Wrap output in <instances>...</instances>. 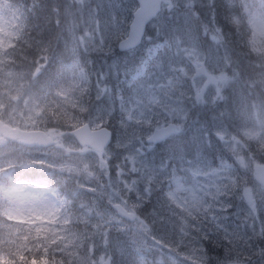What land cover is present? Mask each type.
Segmentation results:
<instances>
[{"label":"clouds","instance_id":"1","mask_svg":"<svg viewBox=\"0 0 264 264\" xmlns=\"http://www.w3.org/2000/svg\"><path fill=\"white\" fill-rule=\"evenodd\" d=\"M84 2L39 0L35 5L22 4L26 19L20 37L11 41L12 46L5 52L6 62L0 67V98L4 104L5 120L13 110L17 116L27 112L26 102L31 95L27 73L32 59L39 56L42 49L49 50L45 79H55L66 64H78L90 81V95L84 99L93 114L97 106H115L111 118L105 122L110 134L108 168H100L97 160L94 177L73 175L69 178L67 173L59 171L60 158L55 157L58 150L54 147L20 149L18 146L14 156L0 153V166L8 168L10 159L15 161L21 154L28 153L38 159L52 161L55 167L12 169V179H7L5 174L0 177V184L10 188L21 182L28 185L25 191L34 196L64 200L67 214L72 218L67 227L82 229L84 225L76 224V218L83 215V211L75 194L91 180L96 193L83 195L103 209L105 219L100 224L93 218L92 225L100 224V227L90 225L88 231L95 233L97 256L104 255L111 264H137L139 257L129 243V236L139 222L147 227L144 236L153 248L157 247L152 242L153 236L165 243L163 255L160 251H152L146 254L145 264H159L161 259L163 264H264V256L258 254L260 249H264V238H261L264 230V184L256 179L251 166L248 169L240 166L229 147L230 138L228 143H224L214 135L217 127H225L230 134L240 136L241 128L247 124L261 132V138H264V129L255 120L256 112L264 113V46L252 44L256 25L264 20V0H196L200 11L198 20L192 25L193 30L206 25L209 33L219 36L217 41L200 40V50L208 70L227 77L228 82L222 88V100L215 98V88L208 84L206 77L189 78L185 71L189 69L187 59L175 55L174 43L184 35L183 0H175L180 6L172 11L162 8L159 16L145 25L143 38L132 48H122L123 36L117 35L109 25L102 23L97 31L87 12L81 15L79 11ZM86 2L95 7L101 0ZM113 2L132 4L136 0ZM130 23L131 17L126 18L122 31ZM198 35L200 38L203 32ZM156 50L160 52L159 57L151 59ZM173 61L180 67L178 71L169 72L167 79L174 81L176 87L167 95L165 89H158L161 105L147 108L143 116L120 109L116 100L117 89L126 99H134L140 89L129 85L145 62H148L151 74L145 83L158 85L166 83L160 75V68H167ZM252 81L256 82L255 85ZM98 84L110 88L111 97L102 95L98 99ZM205 87L209 98L205 103H197L196 92ZM21 95L24 99L17 103ZM164 105H175L180 110L179 118L167 111ZM84 115L86 118L87 114ZM38 121L41 128L55 126L68 133L67 139L71 140V129L62 120L57 121L45 114ZM167 123L181 128L180 133L169 138L171 142L189 147L196 142L204 143L211 160L220 157L233 165L234 175L221 182L219 190L227 194L219 203L215 181L203 176L194 177L180 171L178 166L181 183L173 181L170 154L159 151L148 154V160L159 169L158 172L142 171L123 178L119 175L118 169L125 167L124 157L136 144H147L156 127ZM240 138L243 144L249 145L241 155L248 158L255 155L256 159L264 161V150L257 142ZM108 171L111 172L110 177ZM233 180L236 181L234 186ZM245 189H251L254 205H250ZM7 207V201L0 199V211ZM221 207L225 210L221 211ZM121 209L132 212L137 219L123 215ZM64 215V212L60 213L61 219ZM112 218L122 224L109 223ZM0 223L7 224L6 217L0 215ZM121 226H126L128 231H120ZM55 228L60 230V221ZM103 232H110L112 244L107 249L103 246Z\"/></svg>","mask_w":264,"mask_h":264},{"label":"snow or ice","instance_id":"2","mask_svg":"<svg viewBox=\"0 0 264 264\" xmlns=\"http://www.w3.org/2000/svg\"><path fill=\"white\" fill-rule=\"evenodd\" d=\"M180 5L175 0H136L132 4H121L119 2L104 3L103 0L95 7L87 4L86 0L79 6L81 15L87 12L88 19L93 23L95 29L99 31L101 24L109 25L117 35H122V48H132L143 38L145 25L155 20L162 8L166 7L169 11ZM185 16L183 20L184 35L174 43L175 55L178 58H186L189 69H186L189 78L195 80L198 77H206L209 85L215 88V98L223 99L222 88L228 82L224 75H215L208 70L207 62L201 59L199 32L207 37L209 29L206 25H200L194 31L192 25L198 20L200 9L197 7L196 0H183ZM209 7H212L209 4ZM131 17L130 25H125L126 18ZM213 20L215 15L213 14ZM25 21V20H24ZM15 14V10L9 5L8 0H0V67L5 60V52L11 47V41L18 39L24 27ZM256 31L264 35V20H260L256 25ZM211 40H219L217 34H211ZM255 46V40L252 41ZM48 49H42L39 56L31 61V66L27 73L31 89V95L26 102V113L17 116L15 110L10 112L9 119L3 118V100L0 98V153L5 156H14L19 146L20 149H30L33 146H52L56 150L55 157L60 158L59 171L67 173L69 178L76 175H86L94 177V164L97 163L102 169L108 168L111 159L107 152L110 143V134L106 130L105 122L110 119L115 106H97L93 114L89 105L85 102V96L90 95V81L85 72L78 64L64 65L55 79H45L44 73L48 67ZM110 51V49H109ZM160 52L156 50L152 53L151 59L159 57ZM179 65L175 61L170 62L167 68H160V75L166 83L158 85L147 84L145 81L150 79L149 64L145 62L129 87H137L140 93L133 98H125L117 89L116 100L122 111L129 114L144 115V111L153 105H161V97L158 89H165V95L174 90V81L167 79L169 72L179 70ZM23 91V90H21ZM97 98L102 95L111 97L112 90L107 87L97 85ZM209 98L207 87L198 90L195 95L197 103H205ZM24 96L17 98V103L22 101ZM11 108L12 106L9 105ZM167 111L174 113L179 118L180 110L175 105H164ZM48 114L57 121L70 127L71 140H68V133L55 126L41 128L38 118ZM87 117L85 118V115ZM223 115V114H221ZM247 116V110L245 109ZM255 120L264 129V113L256 112ZM47 124V120L44 121ZM181 132V128L173 123L158 125L147 144L138 143L136 147L125 157V167L119 168V175L123 178L128 174L138 175L140 172H158L153 162L148 160V154L152 151H159L163 154H170L172 162L171 179L177 184L181 183V177L177 174V166L180 171L190 173L192 176L200 178L206 177L216 182L217 197L219 200L226 195L220 191L221 182L234 175L233 165L220 157L215 161L210 160L207 148L204 143L196 142L190 147L185 144L171 142L169 138L175 137ZM215 137L229 147L236 156L242 168L252 167L256 179L264 184V161L256 159L255 155L248 158L241 155L249 145L243 144L240 136L247 138L250 142H257L261 150H264V138L261 132L254 127L245 124L240 130V136L230 134L225 127H217ZM135 143V140H133ZM155 145V148H153ZM211 145L209 144L208 147ZM66 156L67 158H61ZM55 167L50 160L38 159L28 153H23L13 160H9V167L0 166V177L7 174V179H12V169L22 168L31 170L34 168ZM107 174L111 176V172ZM126 182V181H125ZM233 186L236 181H232ZM28 185L17 182L16 186L6 188L0 184V199L6 200L8 207L0 211V215L6 217L8 223H0V264H111L110 259L104 255L97 256L95 245V233L88 231L89 226L100 227L104 222V211L99 205L90 201L83 194H95L97 189L92 186L91 180L80 187V192L76 193L83 215L76 218L77 225L80 227L69 228L72 218L68 216L67 204L64 200L56 198L45 200L34 196L25 191ZM250 205H254V196L251 189H245ZM103 196V193H101ZM221 211L225 209L220 208ZM65 215L61 219L60 213ZM123 215L132 220L137 218L130 211L121 209ZM93 218L100 221V224L92 225ZM60 221V230L55 226ZM109 223L118 226L122 222L118 219H109ZM21 225H30L20 227ZM137 229L133 230L129 236V243L135 249L138 257L145 264L146 254L152 251H160L163 255L165 243L162 239L153 236V248L147 243L143 235L148 231L143 222L137 224ZM120 231H128L126 226H121ZM261 238H264L262 230ZM103 246L105 249L112 244L110 232L102 234ZM231 240V237H229ZM259 255L264 256V249L258 251ZM163 264V261L159 262Z\"/></svg>","mask_w":264,"mask_h":264},{"label":"rangeland","instance_id":"3","mask_svg":"<svg viewBox=\"0 0 264 264\" xmlns=\"http://www.w3.org/2000/svg\"><path fill=\"white\" fill-rule=\"evenodd\" d=\"M12 1H15V0H8V3L15 10V14H16L17 19L22 23L26 19L25 11L22 8V2H21V0H16L14 3ZM204 38H206L207 40L211 41V33H209L207 37L203 34L199 39L202 40ZM253 40H255V46H257V43L260 45V47L264 46V35H260L258 31L256 32V35L254 36ZM255 83L256 82L254 81V84ZM137 227L138 226L136 224L134 230H136ZM147 243L149 245L151 244V242L148 241V240H147ZM137 264H144V262L141 261L140 259H138Z\"/></svg>","mask_w":264,"mask_h":264},{"label":"trees","instance_id":"4","mask_svg":"<svg viewBox=\"0 0 264 264\" xmlns=\"http://www.w3.org/2000/svg\"><path fill=\"white\" fill-rule=\"evenodd\" d=\"M21 2H22V4H24V3H28V0H21ZM31 2H33V3H38L39 1L37 0V1H35V0H31Z\"/></svg>","mask_w":264,"mask_h":264}]
</instances>
